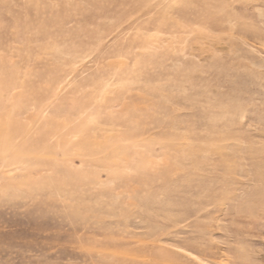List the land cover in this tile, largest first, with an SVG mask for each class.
<instances>
[{"label": "rangeland", "instance_id": "obj_1", "mask_svg": "<svg viewBox=\"0 0 264 264\" xmlns=\"http://www.w3.org/2000/svg\"><path fill=\"white\" fill-rule=\"evenodd\" d=\"M0 264H264V0H0Z\"/></svg>", "mask_w": 264, "mask_h": 264}]
</instances>
